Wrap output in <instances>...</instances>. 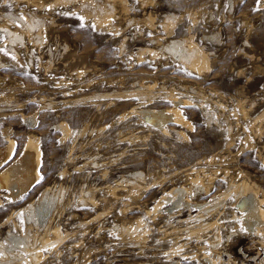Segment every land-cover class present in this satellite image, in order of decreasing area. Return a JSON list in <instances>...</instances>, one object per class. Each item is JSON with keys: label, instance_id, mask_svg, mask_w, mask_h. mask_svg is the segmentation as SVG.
Here are the masks:
<instances>
[{"label": "rangeland", "instance_id": "obj_1", "mask_svg": "<svg viewBox=\"0 0 264 264\" xmlns=\"http://www.w3.org/2000/svg\"><path fill=\"white\" fill-rule=\"evenodd\" d=\"M104 1L0 0V147L5 128L16 141L9 162L30 138L41 149L40 182L17 199L1 196L0 244H9V233L35 234L28 248L38 259L20 245L16 264H170L164 249L177 239L195 254L186 264H209L205 254L217 264H264V227L259 234L242 227L238 190L217 206L212 201L229 179H245L264 196V0ZM98 5L111 10L106 21L96 22ZM23 15L41 21L32 34ZM5 27L22 41L11 42ZM180 38L208 53V70L193 73L161 47ZM168 94L190 103L179 108L191 130L167 122L165 132L143 118L140 109H169ZM195 175L206 190L191 182ZM177 186L191 203L171 212L166 196ZM46 187L51 195L62 188L48 223L65 237L41 247L45 228L24 215ZM87 192L96 201L84 205ZM201 213L215 224L187 236Z\"/></svg>", "mask_w": 264, "mask_h": 264}, {"label": "bare ground", "instance_id": "obj_2", "mask_svg": "<svg viewBox=\"0 0 264 264\" xmlns=\"http://www.w3.org/2000/svg\"><path fill=\"white\" fill-rule=\"evenodd\" d=\"M64 4V2H70L71 0H62ZM77 1V0H74ZM109 1V0H107ZM82 2V1H81ZM102 2V1H101ZM103 2H105L103 0ZM89 3V2H88ZM92 3V2H91ZM99 3V2H98ZM90 4V3H89ZM81 5H83L81 3ZM93 6V5H90ZM87 7L92 8V7ZM109 6V5H108ZM85 7V6H84ZM94 7V6H93ZM107 7V6H106ZM105 6L103 5H98V7L96 8V10H94V8L92 9V11H95V20L96 22H103L104 20H107L108 14L111 13V10L107 9ZM112 8V7H111ZM86 10V9H85ZM83 12V11H82ZM87 14L89 11H86ZM93 13V12H92ZM9 14V13H8ZM29 14V13H27ZM7 15V14H6ZM174 14H165L164 17L166 19H174L175 17L173 16ZM11 16V15H9ZM17 16V15H16ZM22 16V15H21ZM24 17H20L19 20L21 21L24 29L26 32H30L32 31L34 28L40 26L41 21L38 20L34 15H30L28 17H26L25 15H23ZM37 16V15H36ZM15 17V16H14ZM19 17V16H18ZM177 18V17H176ZM17 19V18H16ZM169 20V21H171ZM175 20V19H174ZM173 20V21H174ZM172 21V22H173ZM176 21V20H175ZM174 21V22H175ZM163 22L166 23V20H164ZM168 23V21H167ZM170 23V22H169ZM176 23V22H175ZM174 24V23H172ZM171 24V26H172ZM169 25V24H168ZM19 26V25H18ZM170 26V25H169ZM6 28V32L9 36V40L11 42H15V41H22V37L20 35H18L15 31H12L10 28L5 27ZM168 29V28H167ZM173 30V29H172ZM174 31V30H173ZM31 33V32H30ZM35 33V32H34ZM40 33V31H39ZM38 33V36H39ZM168 32H166L165 35H167ZM173 33V32H172ZM171 33V34H172ZM32 34V33H31ZM174 34V33H173ZM216 35V34H215ZM168 36V35H167ZM174 36V35H172ZM218 36V35H217ZM171 37V36H170ZM169 37V38H170ZM190 36H187V38ZM192 37V36H191ZM40 38V37H39ZM165 38V37H164ZM174 38V37H172ZM178 38V37H177ZM183 38V37H182ZM186 38V37H185ZM169 40V39H168ZM23 44V43H22ZM164 47L166 49V51L171 54L174 58H177L178 60H180L181 64H183L187 69H189L191 72L193 73H197L200 74L203 71H206L210 68L211 64H210V59L208 56V53L205 52L196 42L192 41V39H171L167 45L161 46ZM141 50V48H140ZM142 51V50H141ZM143 52V51H142ZM194 53V54H193ZM138 54V53H137ZM154 55V54H153ZM139 57V56H138ZM148 87V86H147ZM146 89V88H145ZM151 89V88H150ZM143 90V89H142ZM140 91V90H139ZM191 91V90H190ZM133 93V92H132ZM151 93V92H150ZM126 94V93H125ZM128 94V93H127ZM141 94V92H140ZM150 95V94H148ZM152 95V93H151ZM171 98L169 99L172 103V106L165 110H161V109H153V108H144V109H140L139 111H141V113L143 114V118L148 121L149 123H151L152 125L156 126L157 128L163 130L166 132V124L167 122H172L175 123L179 126H182L183 128H185V130L189 131L192 129V123L190 122V120H188L181 112L179 105H185V104H190L188 103L187 99H182V98H178L176 95H169ZM168 96L166 98H168ZM144 98V97H143ZM149 101V100H147ZM134 111V109H133ZM132 111V112H133ZM135 113V112H134ZM124 116V115H123ZM31 117V116H30ZM256 118V117H255ZM27 119V118H26ZM32 119V124H35V118H30ZM28 120V119H27ZM254 121V120H253ZM252 121V122H253ZM209 122V121H208ZM207 122V123H208ZM59 127L62 129L64 135H67L70 133V127H68L65 123H59ZM258 127V126H257ZM84 130V129H83ZM175 130V129H174ZM185 130L182 129H176L175 132L178 136H182L185 137L187 139V135ZM10 129H5L3 130L2 134L5 135L6 139H5V144L3 146L0 147V205L2 204V199L1 196H5L7 197V201H9V198L14 200L17 199L19 197H21L22 195L28 193L36 184H38L41 180V171H40V167H41V149L39 147L38 144V140H34V139H28V141H26L25 146L23 148V152L16 157L15 159H13L11 162H9L10 159H12V157L14 156L15 153V148H16V141L10 136L9 133ZM169 132V131H168ZM258 132V131H257ZM164 133V132H163ZM260 133V132H259ZM31 135V134H30ZM167 135V134H165ZM171 135V134H170ZM131 137V136H130ZM233 137V136H232ZM231 137V138H232ZM230 138V139H231ZM180 139V138H179ZM245 139V137H244ZM27 140V139H26ZM183 140V139H182ZM233 142V141H232ZM98 147V145H97ZM100 147V146H99ZM229 147V146H228ZM96 153V152H95ZM120 153V152H119ZM123 154V153H122ZM212 154V153H211ZM259 156V154H258ZM111 157V156H110ZM109 157V158H110ZM136 157V156H135ZM68 158V157H67ZM114 158V157H113ZM92 159V158H91ZM90 159V160H91ZM111 159V158H110ZM70 160V159H69ZM140 160V159H139ZM200 160V159H199ZM95 161V160H93ZM101 161V160H100ZM99 162V161H98ZM101 163V162H100ZM122 163V162H121ZM208 164V163H207ZM86 165V164H85ZM104 165V164H103ZM190 165V164H189ZM262 165L264 166V156L262 158ZM138 166V165H136ZM182 166V165H181ZM194 166V165H193ZM123 168V167H122ZM185 168V167H184ZM104 170V169H103ZM194 170V169H193ZM136 171V170H135ZM139 171V170H138ZM137 171V172H138ZM137 172H135L136 175ZM174 172V170L172 171ZM171 172V173H172ZM129 173V172H128ZM134 173V172H133ZM132 173V174H133ZM140 173V172H139ZM143 173V172H142ZM205 173V172H204ZM127 174V173H126ZM131 174V175H132ZM134 174V175H135ZM141 174V173H140ZM139 174V175H140ZM195 174V173H194ZM206 174V173H205ZM213 174H209L207 175V182H213V180L216 178L212 175ZM244 174V173H243ZM133 175V176H134ZM188 175V174H187ZM199 175V174H198ZM198 175H195V177H191V182H193V184L195 185V187H199L202 190H206L207 187H205V185H203L200 182H204L203 179L201 180L200 178H198ZM217 175V174H216ZM245 175V174H244ZM191 176V175H190ZM231 176V175H230ZM122 177V176H121ZM162 177V176H161ZM206 177V176H205ZM233 177V176H232ZM124 178V177H122ZM134 178V177H133ZM189 178V176H188ZM228 178V177H227ZM121 179V178H120ZM153 179V178H152ZM225 179V178H224ZM242 179V178H241ZM119 180V179H118ZM130 180V179H129ZM143 180V179H142ZM145 180V178H144ZM189 180V179H188ZM249 180V179H248ZM133 181V180H132ZM132 181L130 183H132ZM155 181V180H154ZM122 182V181H121ZM126 182V181H125ZM134 182V181H133ZM148 182V181H147ZM152 182V181H151ZM229 184H228V188L225 191L220 193V195H216L213 196L212 201L214 202L215 206H217L218 204L222 203L224 200V197L226 194H229V192L232 190H238L239 192V196L237 198L236 201V205L238 207V210L241 211V214L239 215V219H240V223L242 225V227L244 229H246L249 232L255 233V234H259V232L262 230V228L264 227V196H258L257 191L254 186H252L249 181L243 179L240 182L234 181L232 179L228 180ZM120 183V182H119ZM154 183V182H153ZM253 183V182H252ZM138 184V183H137ZM150 184V183H149ZM209 184V183H208ZM144 185V184H143ZM142 185V186H143ZM110 186V185H109ZM113 186V184H112ZM115 186V185H114ZM133 188V185H131ZM151 186V185H150ZM173 186V185H172ZM45 187V185H44ZM146 187V186H145ZM149 187V186H148ZM187 187V186H186ZM257 187V186H256ZM131 188V187H130ZM143 188V187H142ZM171 188V187H170ZM53 189V187H52ZM62 189V188H61ZM61 189L58 190L57 193L54 194H50V188L46 187L37 204L35 203V205H33L32 203H30L27 207H25V217L27 218V220H32L36 223L42 224L43 227L45 228V233L42 234V236L40 237V243H41V247L42 246H50L51 244L54 245V243H59V241H63L62 239L65 237V235L63 234V231L61 230V227L58 226L57 224L54 225H50L49 221V217H52L51 211L53 210L54 207H56L55 205L58 202L59 199V193L61 192ZM135 189V188H134ZM201 189H199L201 191ZM1 190H5V193H2ZM64 190V189H63ZM126 190V188H125ZM140 190V189H139ZM82 191V190H81ZM113 191V190H112ZM193 191H197V190H193ZM53 192V191H52ZM63 192V191H62ZM136 192V191H135ZM187 192V188H185V186H177V187H172L169 191L170 194H172V196H166V199H168L171 202V206L169 207V210L171 211V209L173 207H177L181 204V201H183L186 206L189 205L191 203L190 199H184V195ZM238 192L236 194H238ZM166 193V192H165ZM234 193V194H235ZM85 194V195H84ZM130 194V193H129ZM262 194V193H261ZM84 196H80V202L83 203L84 205H87L88 203H94L96 200L94 199L93 195L87 193H83ZM194 195V194H193ZM162 196V195H161ZM235 197V195H234ZM62 198V196H61ZM104 199V198H103ZM236 199V198H235ZM167 201V200H166ZM33 202V201H32ZM162 202V201H160ZM194 202V201H193ZM206 202V201H205ZM124 203V202H123ZM156 203V202H155ZM163 203V202H162ZM195 203V202H194ZM212 203V202H211ZM159 202H157L154 206V212L159 209ZM170 205V204H169ZM183 205V204H182ZM197 205V204H196ZM185 206V207H186ZM195 206V205H194ZM112 207V206H111ZM202 207L203 209H207L208 205L207 204H200L198 205V208ZM127 208V207H126ZM189 208V207H188ZM197 208V207H196ZM217 208V207H216ZM23 210V209H22ZM145 210V209H144ZM160 210V209H159ZM168 210V209H167ZM189 210V209H188ZM54 211V210H53ZM147 211V210H146ZM23 212V211H22ZM172 212V211H171ZM178 212V211H177ZM212 212V211H211ZM216 212V211H215ZM180 213V212H179ZM218 213V212H217ZM157 214V213H156ZM155 214V215H156ZM176 214V213H175ZM189 214V211H188ZM210 214V213H209ZM171 215V214H170ZM208 215V214H207ZM234 215V213H233ZM92 217V216H91ZM97 217V216H96ZM208 217V216H207ZM185 218V217H184ZM25 220V218H23ZM94 219V218H93ZM179 219V218H178ZM182 219V218H181ZM90 220V219H89ZM88 220V221H89ZM97 220V219H96ZM195 220L197 221L196 224L192 227H190L189 229L186 230V233H188L187 236H189L190 234H195L198 233L199 230L203 229H207L209 227H212L215 224V221L213 222H208L204 220L203 214H197L195 216ZM51 221V220H50ZM139 221V220H137ZM185 221V220H183ZM190 221V220H189ZM29 223V222H28ZM32 223V222H31ZM179 223V222H178ZM182 223V222H180ZM179 223V224H180ZM138 224V223H137ZM190 224V223H189ZM192 224V223H191ZM15 225V224H14ZM28 225V224H27ZM37 225V224H36ZM176 225V224H174ZM117 226V224H116ZM190 226V225H189ZM263 226V227H262ZM17 227V225H16ZM29 227V225H28ZM37 227V226H36ZM126 227V226H125ZM152 227V226H151ZM184 227V226H183ZM40 228V226H39ZM43 228V229H44ZM215 228V227H214ZM29 229V228H28ZM27 229V230H28ZM37 229V228H36ZM42 229V228H41ZM124 229V227L122 228ZM176 229V233H177V228ZM211 229V228H210ZM24 230V232L20 235L17 234H13V233H7L6 237H7V242L9 244H0V250L2 251V253H4V258L0 259V264H16V259H18V256L16 253H14V248L17 246L20 247V245H23L24 248L28 249V253L30 254L31 258L33 260H37L38 259V254H37V250L33 251L31 249L28 248L29 243L31 242V239L33 238V235L35 234H30L32 232H30L29 230ZM164 230V228H163ZM170 230V229H169ZM26 231V232H25ZM39 231V230H38ZM43 231V230H42ZM146 231V230H145ZM217 231L218 228H217ZM216 230L215 232V237L218 236V233ZM264 231V230H263ZM30 232V233H29ZM128 232V231H127ZM134 232V231H133ZM171 232V231H168ZM202 232V231H201ZM208 232V230H207ZM206 232V233H207ZM17 233V232H15ZM19 233V232H18ZM34 233V232H33ZM175 233V232H174ZM172 233V235L174 234ZM185 233V234H186ZM264 233V232H263ZM32 235V236H31ZM171 235V236H172ZM175 235V234H174ZM173 235V236H174ZM203 235V233H202ZM211 235V234H210ZM140 236V235H139ZM264 236V235H263ZM38 237V238H39ZM167 237V236H166ZM176 237V236H175ZM185 237V236H184ZM37 238V237H36ZM36 238H34L36 240ZM37 238V239H38ZM202 238V237H201ZM214 238V237H213ZM229 238V237H228ZM216 239V238H214ZM139 240V239H138ZM202 240V239H201ZM219 240V238H218ZM218 240H214L215 242H218ZM182 240H178L173 244V246L169 249H164L165 250V256L167 258V260L169 261L170 264H186V262L190 261L187 260L190 257H193V255L195 254H189L186 250V247H188L187 242H181ZM213 241V240H212ZM260 243H262L264 246V238L261 237L260 239ZM33 244V243H32ZM192 244V242H191ZM210 244V243H209ZM216 244V243H215ZM34 245V244H33ZM37 245V244H36ZM35 245V246H36ZM76 245V244H75ZM190 245V244H189ZM31 246V245H30ZM57 246V245H56ZM191 246V245H190ZM217 246V245H216ZM18 247V248H19ZM192 248V247H191ZM216 248V247H215ZM218 248V247H217ZM264 248V247H263ZM34 249V248H33ZM204 249V248H203ZM193 250V248L191 249ZM211 250V249H210ZM216 251V250H215ZM203 252V251H202ZM207 252V250H206ZM211 252V251H210ZM213 252V251H212ZM40 253V252H39ZM192 253V252H191ZM196 253V252H195ZM198 253V252H197ZM215 254V253H214ZM213 254V255H214ZM20 256V255H19ZM21 257V256H20ZM19 257V258H20ZM23 257V256H22ZM28 256H26L27 258ZM205 259H207V261L209 262V264H217L214 258H211L208 256V254H205ZM217 257H219L217 255ZM41 258V257H40ZM25 259V258H24ZM28 259V258H27ZM204 259V258H203ZM219 260V258H218ZM231 260V259H230ZM31 261V260H30ZM201 261V260H200ZM142 262V261H141ZM30 263V262H29ZM144 263V262H143ZM151 263V262H150ZM219 263V261H218ZM145 264V263H144ZM154 264V263H153Z\"/></svg>", "mask_w": 264, "mask_h": 264}, {"label": "snow or ice", "instance_id": "obj_3", "mask_svg": "<svg viewBox=\"0 0 264 264\" xmlns=\"http://www.w3.org/2000/svg\"><path fill=\"white\" fill-rule=\"evenodd\" d=\"M0 51H2V50H0ZM194 54V53H193Z\"/></svg>", "mask_w": 264, "mask_h": 264}]
</instances>
